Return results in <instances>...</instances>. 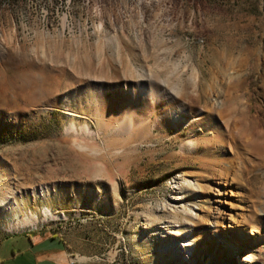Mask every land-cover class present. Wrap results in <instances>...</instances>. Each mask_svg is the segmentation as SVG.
<instances>
[{
	"label": "rangeland",
	"instance_id": "obj_1",
	"mask_svg": "<svg viewBox=\"0 0 264 264\" xmlns=\"http://www.w3.org/2000/svg\"><path fill=\"white\" fill-rule=\"evenodd\" d=\"M210 224L264 264V0H0V238L204 264Z\"/></svg>",
	"mask_w": 264,
	"mask_h": 264
},
{
	"label": "crops",
	"instance_id": "obj_2",
	"mask_svg": "<svg viewBox=\"0 0 264 264\" xmlns=\"http://www.w3.org/2000/svg\"><path fill=\"white\" fill-rule=\"evenodd\" d=\"M61 240L40 232H14L0 238V264H71Z\"/></svg>",
	"mask_w": 264,
	"mask_h": 264
},
{
	"label": "bare ground",
	"instance_id": "obj_3",
	"mask_svg": "<svg viewBox=\"0 0 264 264\" xmlns=\"http://www.w3.org/2000/svg\"><path fill=\"white\" fill-rule=\"evenodd\" d=\"M227 127V126H226ZM246 134L243 131H238V133L236 134V141L242 142L244 138H246ZM235 135V134H234ZM216 136H220L219 134H217ZM225 137V136H224ZM229 137V136H228ZM234 137V136H233ZM220 138V137H219ZM226 138V137H225ZM240 145V144H239ZM246 145L247 142H244V146H242L241 144V149L244 150V152L246 151ZM221 150H218V153H221ZM219 156H222V154H219ZM241 160V159H240ZM242 163V162H241ZM218 177V182L221 184H224L225 182V173H218L216 175ZM175 189V187L173 188ZM177 201V199H174ZM191 207L189 208V216L191 217L193 215L192 210L193 207H201L200 204H198L197 202H191ZM44 214V218H50L52 217L49 210L45 209L43 211ZM194 217V216H193ZM205 220L209 222V220L207 219V217H205ZM38 220L36 219V217L31 216L30 218H26L22 221L23 225H32L35 226L37 224ZM214 224H210L207 225V227H204L203 230H205L203 232V246L208 245V249L210 250L211 254H208L207 257H202V254L198 249V247H196V249L193 251L192 255L189 258V261H191L193 258H195L196 260H198V262L200 263H204V264H228L231 263V261L234 258H240V263L242 264H249L250 263V259L249 257H246L245 255H243L244 251L247 249L246 246H243L241 243V241H244L245 239L242 238V234L240 230H234L232 232H234V234L236 233V236L238 238V245L234 246V242L233 240H231V237L229 234L225 233H217L215 231H211L209 234V229L211 228V226L213 227ZM208 235L211 236V238H208ZM192 239L196 238V236L194 234H192L191 236ZM244 239V240H242ZM180 247L179 245H176L175 247ZM219 248H222L223 250V254L224 256H222V259L217 262L214 263V255H216V253L218 252ZM252 263V262H251Z\"/></svg>",
	"mask_w": 264,
	"mask_h": 264
}]
</instances>
